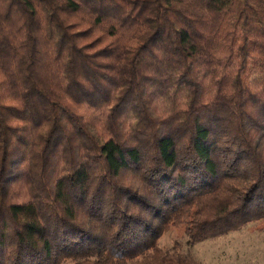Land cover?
Masks as SVG:
<instances>
[{"label":"trees","instance_id":"1","mask_svg":"<svg viewBox=\"0 0 264 264\" xmlns=\"http://www.w3.org/2000/svg\"><path fill=\"white\" fill-rule=\"evenodd\" d=\"M264 223V0H0V264H200Z\"/></svg>","mask_w":264,"mask_h":264},{"label":"rangeland","instance_id":"2","mask_svg":"<svg viewBox=\"0 0 264 264\" xmlns=\"http://www.w3.org/2000/svg\"><path fill=\"white\" fill-rule=\"evenodd\" d=\"M165 251L178 245L200 264H264V223H250L226 235L191 244L182 230L170 229L159 241Z\"/></svg>","mask_w":264,"mask_h":264}]
</instances>
